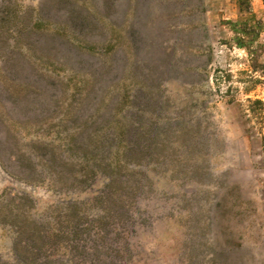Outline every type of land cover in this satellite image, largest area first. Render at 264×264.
Wrapping results in <instances>:
<instances>
[{
    "label": "rangeland",
    "instance_id": "obj_1",
    "mask_svg": "<svg viewBox=\"0 0 264 264\" xmlns=\"http://www.w3.org/2000/svg\"><path fill=\"white\" fill-rule=\"evenodd\" d=\"M0 264H264V0H0Z\"/></svg>",
    "mask_w": 264,
    "mask_h": 264
},
{
    "label": "trees",
    "instance_id": "obj_2",
    "mask_svg": "<svg viewBox=\"0 0 264 264\" xmlns=\"http://www.w3.org/2000/svg\"><path fill=\"white\" fill-rule=\"evenodd\" d=\"M137 102L140 103V106H141L142 101L137 100ZM146 102H148V101H145V103H146ZM138 115H139V114H138ZM138 117H140V116H138Z\"/></svg>",
    "mask_w": 264,
    "mask_h": 264
}]
</instances>
